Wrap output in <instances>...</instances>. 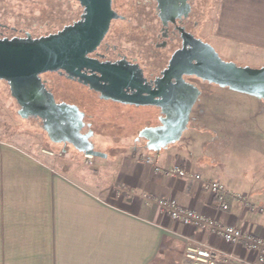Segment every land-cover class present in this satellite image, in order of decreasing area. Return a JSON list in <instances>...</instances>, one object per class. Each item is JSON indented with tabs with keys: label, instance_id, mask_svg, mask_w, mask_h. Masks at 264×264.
<instances>
[{
	"label": "crops",
	"instance_id": "0c3cea01",
	"mask_svg": "<svg viewBox=\"0 0 264 264\" xmlns=\"http://www.w3.org/2000/svg\"><path fill=\"white\" fill-rule=\"evenodd\" d=\"M211 40L230 47V59L264 61V0H221ZM63 150L48 156L0 138V264H187L189 241L254 258L216 233L171 220L155 200L264 236V214L232 198L218 210L200 180L169 173L178 164L264 205V101L216 85L180 139L157 153L113 146L85 165L83 154Z\"/></svg>",
	"mask_w": 264,
	"mask_h": 264
},
{
	"label": "flooded vegetation",
	"instance_id": "af4514ba",
	"mask_svg": "<svg viewBox=\"0 0 264 264\" xmlns=\"http://www.w3.org/2000/svg\"><path fill=\"white\" fill-rule=\"evenodd\" d=\"M72 1L81 7L78 18L64 23L57 30L39 36H32L28 32L23 35H8L1 31L0 38H38L58 33L83 19L85 7L78 0ZM110 8L113 16L108 28L96 48L86 54V57L128 76L123 81L120 80V83L128 85L123 89V94H117L115 99L106 98L103 92L91 88L85 78L99 74L87 68L80 71L84 77L68 75L63 71L40 74L41 82L53 95L56 103L64 102L77 107L81 115L77 113L72 117V125L79 124L82 135L90 133L88 140L94 146L98 137L108 134L134 143L144 127H160L177 122L176 115L167 116L166 113L172 105L181 111L189 103L190 97L184 98L178 92L170 97L168 92L171 86L179 85L176 87L177 91L188 89L193 92L194 88L199 90L192 105L191 117L201 97L215 85L201 76L189 73L191 68L187 64L189 61L196 65L203 58V44L213 48L208 41L211 38L203 34L204 0H110ZM6 29L7 25L0 22V30ZM123 42L128 50L122 49ZM214 51L216 52L215 49ZM206 56L210 54L207 53ZM170 67H174L173 72L165 78L164 73ZM46 74H51V77H45ZM174 74V77L171 76ZM178 74H181L180 82L177 80ZM100 83L103 85L104 82ZM130 85L135 87L131 88ZM137 91H141L139 96L136 95ZM159 92L160 95H154ZM90 94L95 98L91 99ZM146 101L150 103H145ZM107 107L113 110L115 121L111 119L114 117L109 118L106 114ZM36 120L40 122L39 119ZM110 122L116 125L115 133L110 134L114 128L106 132L95 131L97 124L104 128ZM140 124L142 128L133 133L132 127ZM145 142L143 138H139L134 144L145 149Z\"/></svg>",
	"mask_w": 264,
	"mask_h": 264
},
{
	"label": "water",
	"instance_id": "95a60500",
	"mask_svg": "<svg viewBox=\"0 0 264 264\" xmlns=\"http://www.w3.org/2000/svg\"><path fill=\"white\" fill-rule=\"evenodd\" d=\"M78 1L85 7L83 19L58 33L38 38H0V80L7 83L10 95L18 105V116L22 119H39L41 129L51 143H68L81 154L105 158L106 153L95 150L88 140L91 134L82 135L81 126L72 125V117L77 113L81 115L77 107L64 102L56 103L53 95L40 80V74L55 71L84 77L80 71L87 68L97 72L99 76L87 77L85 81L90 83L91 88L103 92L106 98L115 99L116 95L123 94V89L128 86L126 83H120L128 76L86 57V54L96 48L108 28L113 16L110 0ZM203 48V58L198 60L196 65L187 62L191 68L189 73L201 76L221 88L264 101V66H238L234 62L222 60L209 45L203 44ZM207 53L210 56L207 57ZM173 69L174 67H170L164 73L165 78L169 77ZM171 76L174 77L175 74ZM180 76L181 74L177 75L179 82L182 81ZM100 82H104L103 85ZM178 86L170 87V97H174L178 92L177 94L190 99L181 111L172 105L166 113L167 116L176 115L177 122L142 128L134 141L135 144L139 138H143L146 141L145 149L157 153L180 139L188 127L192 105L199 95V90L194 88L193 92L188 89L177 91ZM140 94L141 91H137L136 95ZM154 95H160V92Z\"/></svg>",
	"mask_w": 264,
	"mask_h": 264
},
{
	"label": "rangeland",
	"instance_id": "374dc122",
	"mask_svg": "<svg viewBox=\"0 0 264 264\" xmlns=\"http://www.w3.org/2000/svg\"><path fill=\"white\" fill-rule=\"evenodd\" d=\"M221 0H204V22L203 34L207 38H211L214 20L216 17V8ZM81 12L79 4L72 0H0V22L7 25L6 30H0L8 35L16 34L23 35L25 32L32 36H39L50 33L60 28L64 23L71 22L78 18ZM124 41V40H122ZM216 50L220 58L226 61H231L238 66H248L259 68L264 66V61H251L247 58L244 61L230 59V47H224L222 51L216 44L208 40ZM123 50L127 49L125 42L121 43ZM230 46V45H229ZM130 48V47H128ZM128 50V49H127ZM45 77H51V74H46ZM214 87L216 85H213ZM210 87L214 88V87ZM207 90V92L210 91ZM91 99L95 98L90 94ZM89 108V107H88ZM106 114L116 120L114 112L111 108H105ZM18 105L11 97L7 83L0 80V138L9 140H22L29 146L40 149L42 148L59 151L66 149V153L78 155L72 146L56 144L57 147H52L46 133L41 129V123L35 118L22 119L17 114ZM91 111V108H89ZM105 118V117H104ZM106 127H101L100 124L95 126V131L106 132L112 129L110 134L116 132L115 123H106ZM142 128V124L132 127V132L136 133ZM143 143V142H141ZM40 145V146H39ZM134 145L132 141L113 138L109 134L100 136L97 139L94 149L105 153L111 147ZM139 146V145H138ZM52 147V148H51Z\"/></svg>",
	"mask_w": 264,
	"mask_h": 264
},
{
	"label": "built area",
	"instance_id": "2783aa9c",
	"mask_svg": "<svg viewBox=\"0 0 264 264\" xmlns=\"http://www.w3.org/2000/svg\"><path fill=\"white\" fill-rule=\"evenodd\" d=\"M64 151L63 149L59 151L46 148L41 149V152L48 156H63ZM132 151L136 152L137 148L134 147ZM82 158L83 163L89 165L93 157L83 154ZM169 173L181 178L200 180L202 188L212 194L215 208L218 210H228L227 198H232L243 204L249 211L264 214V205H255L246 196L228 191L217 180H203L200 174H190L178 164L174 165L169 170ZM155 202L171 220L184 225L204 228L209 233H216L228 242L232 248L241 245L254 256L252 260H247L237 256L233 249L224 252L216 250L204 242L189 241L184 253V259L187 264H264V236L253 235L231 224L222 225L212 218L205 217L191 209L180 206L176 201L171 199H156Z\"/></svg>",
	"mask_w": 264,
	"mask_h": 264
}]
</instances>
